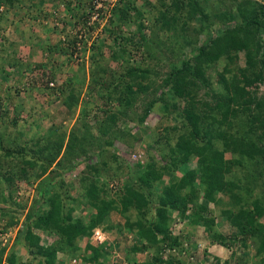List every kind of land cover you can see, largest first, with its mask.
Masks as SVG:
<instances>
[{"label":"rangeland","instance_id":"rangeland-1","mask_svg":"<svg viewBox=\"0 0 264 264\" xmlns=\"http://www.w3.org/2000/svg\"><path fill=\"white\" fill-rule=\"evenodd\" d=\"M93 1L19 0L10 6L6 0H0V247L5 248L6 253L12 248L13 237L25 215L34 201L39 199V180L27 177L35 169L24 164L26 160L35 161L38 168V159L42 156L37 146H45L47 142L53 144L59 133H64L65 138L52 169L62 175L46 189L59 193L65 215L70 211L75 219L80 217L78 209L86 206L83 199L86 194L84 177L95 178L100 197L116 201V207L121 210V199L126 188H131L133 193L141 188L137 193L146 196L148 206H128L125 215L132 223L138 220L146 223L152 207L160 204L163 187L173 179L178 181L187 171L197 167L196 159H192L175 171L168 170L169 174L159 184L149 186L143 182V185H138L136 178L147 165L155 164L160 169L169 165L166 159L169 149L174 146L180 133L190 130L181 112L185 102L170 94H166L164 100H157L144 119L143 116L147 105L160 97L165 89L164 80L172 67L190 58L192 50L209 35L220 37L242 21L237 15L241 1L195 0L207 15V24L204 25L198 16L190 19L187 16L188 0H166L168 16L162 14L167 8H161L157 0H104L99 4L106 11L102 21L104 26L97 29L95 24V28L86 30ZM254 1L264 4V0ZM178 6H181V11L175 13L177 17L173 19L171 15ZM230 11L235 12L236 18L220 22L219 14ZM123 13L129 17L123 18ZM164 19L170 22L169 29L162 25ZM83 31L85 37L78 39ZM260 37L264 39V32ZM190 39L195 41L194 47L186 44L185 40ZM29 41L34 42L30 48L32 55H28ZM14 49L17 50L16 54ZM142 69L148 72V78L141 85L148 89L138 93L134 87L133 95L125 96L126 102L121 98L106 99L107 87L116 84L122 74ZM243 69V51L232 52L229 57L223 56L218 62L205 65L203 78H194L193 94L199 101V111L205 108L200 106L202 102L214 105L213 96L221 91V76L230 80ZM127 83L124 82L125 85ZM248 91L250 97L256 100L262 101L264 98L263 84L255 83L248 87ZM69 93L78 98L72 109L63 105V99ZM233 108L235 114L227 120L220 118L221 113H213L208 120L199 122L200 129L206 128L214 136L224 134L235 139L241 152L243 143H254L262 148L264 130L254 118L252 105ZM95 115L98 120H94ZM85 123L89 128L83 126ZM74 137L77 142L72 147ZM82 149L85 153L81 152ZM21 150H26V153H20ZM55 150L54 147L51 149L53 152ZM240 153H225V159L230 161L228 178L238 186L234 195L240 197L242 207L251 208L259 202L264 208V158L256 156L255 160H249L246 154ZM21 167L26 168V175L18 172ZM94 168L97 174H92ZM194 178L196 188H200L199 173ZM184 192L186 190L182 194ZM198 203L207 206L217 225L223 226L226 222L221 218L220 210L225 207L236 210L238 207L233 199L221 196L218 205L208 202L203 196ZM41 207H36L35 211L46 209ZM162 209L172 218V234L189 241L188 247L184 248L187 260L200 264L196 257L201 253H195L189 244L195 243L196 239L207 245L216 243L202 226L193 233L189 232L190 227H197L190 224L196 214L194 207L188 208L184 217L175 208L164 206ZM112 213L113 219H116L112 222L114 229L101 233V243L92 239L96 246L110 248L111 253L114 245L128 246L126 241H131L136 232V229L124 230L126 219L116 212ZM10 220L16 224L7 226ZM256 226L263 229L264 216ZM213 231L222 233V226H216ZM194 233L197 238H191ZM1 235L10 237L4 240ZM224 236L227 237L228 255L229 251L231 254L227 260L220 262L212 259L210 264H224L227 261L232 264H264L256 256L257 243L254 239H248L246 247H243L241 238L244 235L238 230L227 232ZM57 237L55 234L49 241L57 240ZM61 243L66 247V243ZM17 248L23 263L27 264L26 248ZM155 253L160 255L164 252L156 247L148 252V260L149 255ZM203 256L198 259H203Z\"/></svg>","mask_w":264,"mask_h":264},{"label":"trees","instance_id":"trees-1","mask_svg":"<svg viewBox=\"0 0 264 264\" xmlns=\"http://www.w3.org/2000/svg\"><path fill=\"white\" fill-rule=\"evenodd\" d=\"M15 1L6 0L10 6L19 2V0ZM22 1L20 0V2ZM157 1L161 8H167L162 14H167L168 16L169 8L166 5V0ZM240 1L237 15L241 17L242 21L236 23L237 25H235L234 29L225 31L220 37L214 38L209 35L201 45L192 50L190 58L183 59L179 66L172 67L164 80L165 89L160 97L153 99L147 105L143 119L154 107L157 100H164L166 94L183 100L185 106L181 112L190 130L187 133H180L174 146L169 149V156L166 158L169 165L162 167V169L157 168L155 164L147 165L144 171L139 173V177L136 178L138 185L143 182L149 184V186L159 184L164 176L169 174L170 170L175 171L178 166L184 165L192 159H196L197 165L194 170L187 171L178 181L173 179L169 182V185L163 187L160 204L152 207L148 221L145 223L138 220L132 223L128 218L126 219L125 215L128 206H148L146 196L143 193H137L141 188L137 189L135 193H133L134 191L131 188H126L123 194L124 197L121 199V210L116 207V201L100 197L98 183L95 182V178L90 179L88 177L83 179V182H85L84 188H86V194L83 196L84 204L95 211L89 224L86 225L80 218H73L70 211H68L69 214L65 215L64 205L60 200L59 193L46 189V186L62 175L58 170L52 169V164L57 160L65 138L64 133H59L53 144L47 142L45 146H37L38 153L42 156V158L38 159L40 161L38 168L35 161L25 159L26 163L24 165L35 169V172L29 173L27 177L39 180L37 188L39 199L34 201L31 210L25 215V219L19 225L12 248L6 253L5 248L0 247V264H25L17 253L18 246L26 248L29 259L27 264H54L58 251L70 249V245L72 246L73 242L81 236L91 238L94 230L103 224L112 212H116L125 218V228L128 230L136 229L135 235L143 241L141 245L132 247L131 253L149 252L156 247H159L163 252L173 248L178 249L179 238L173 235L170 230L172 218L167 214L166 210L162 209L164 206L177 209L181 217H184L188 208L193 206L196 214L191 218L190 224L202 226L210 233L216 244L227 248V237L213 231L217 223L215 217L212 216V211L208 210L207 206L198 203L201 196L214 205L219 204L220 196L234 200L235 205H238L237 209L225 207L220 210V216L229 225L236 227L240 234L244 235L241 238L243 247H246L248 239L256 241V256L261 258V263H264V227H262L263 229H257L256 226L258 220L264 216V208L260 206L259 202L254 203L251 208L242 207L240 197L234 195L238 186L228 178L230 161L225 159V153L228 151L240 153V148L237 145L238 141L224 134H215L214 136L206 128L200 129L199 127L201 125L199 122L208 120L211 115H214L213 113H221L220 118L227 120V118L235 114L233 107L252 105L255 113L254 118L259 121V125L264 130V98L262 101L256 100L253 96L250 97L248 91V87L253 86L255 83L264 85V39L260 37L261 32H264V4L254 0ZM188 9L187 16L189 19L198 16L204 25L207 24V15L195 0H188ZM180 11L181 6H178L171 17L175 19L177 17L175 13L178 14ZM137 15H139V12ZM126 16L127 13H123V18ZM235 16V12L230 11L219 14L218 19L220 22H226L235 19ZM162 25L167 27V29L171 26L170 22L168 23L165 19L162 21ZM240 33L242 34L241 36L239 35ZM185 42L193 46L195 41L190 39L185 40ZM30 43L29 55H32L33 50L30 48L34 45V42ZM239 51H243L245 54V69L240 74L231 77L230 80H226L221 76V91L213 96L214 105L202 102L200 106L205 108H203V111H199L201 110L198 108L199 101L193 94V90H195L194 78H203L204 72L202 69L205 65H212L218 62L221 57H229L232 52L237 53ZM14 53L16 54L17 50L14 49ZM147 78L148 72L145 69L130 70L122 74L121 78L116 80V84L107 87V94L104 96L107 100L121 98L122 101L125 100L126 102L127 98L125 96L133 95L134 87L138 93L148 89L146 85V89L141 85V82ZM124 82H128L127 85ZM122 83L124 87L121 89ZM76 102H78V98L72 93H69L63 99V105L67 109L74 108ZM93 118L98 120L97 115L93 116ZM83 126L86 129L89 128L86 123ZM261 140L264 141V136ZM76 142L74 137L72 147H75ZM242 146L243 151L240 154H246L249 160H255L256 156L264 158V146L259 148L254 143H243ZM53 147L56 148L54 152L51 151ZM81 152L85 153V150L82 149ZM20 153H26V150H21ZM18 172L23 175L27 174L25 167L18 168ZM91 172L92 174L93 172L95 173L96 169L94 168ZM197 173H199L200 180L198 184L201 186L200 188H196L197 183L193 180ZM185 190V194H182ZM126 193L128 194L127 196H125ZM9 199L11 200V197ZM73 201L77 202L76 200ZM40 205L46 209L35 211L36 207L40 208ZM14 223L15 221L10 220L7 226H12ZM39 230L48 234L49 238L55 234L58 235L57 240L51 241L48 245H41V239L36 233ZM62 241L67 244L66 247L63 246ZM86 249L92 253L93 257L89 259L91 263L100 258L99 249L92 247L90 244L86 246ZM167 253L170 252L168 251ZM161 254L164 253H160V255L155 253L148 262L142 264H171L172 260L166 261ZM131 264H136V262ZM224 264H227V262Z\"/></svg>","mask_w":264,"mask_h":264},{"label":"crops","instance_id":"crops-1","mask_svg":"<svg viewBox=\"0 0 264 264\" xmlns=\"http://www.w3.org/2000/svg\"><path fill=\"white\" fill-rule=\"evenodd\" d=\"M78 210L80 212L79 218L82 219L86 225H88L95 211L88 206H82ZM113 217H114V213H111L108 219L103 224L98 226L95 230H97L100 233L102 232L106 233V229L110 231L111 229H114V225L112 222L116 219H113ZM221 226H222V233H221L222 235L227 234V232L229 233L235 232L236 230V227H232L227 222H226V225L224 226L222 224L217 225V227H221ZM196 228H199V226L194 227L193 229L190 227L189 230L191 231L189 232L193 233ZM124 230H126V228ZM36 233L40 237L42 245H48L49 244L48 242L51 243L52 240L49 241L48 234H45L44 232L40 230L36 231ZM132 236L133 238L131 241H126L127 242L126 245L128 246L123 247L122 244L114 245L112 247L114 250L112 253L110 252V248L109 250L107 249V246L99 247L93 244L92 242L93 238H87V237L81 236L73 242L72 246L70 245V249H64L62 251L57 252L56 260L54 264H131L134 262H136V264L146 263L148 260V252L137 253V254L131 253L132 247L137 246V245L139 246L143 242L141 239L135 236V234H133ZM194 236H195V233L191 235V238H193ZM179 239L180 241H185L189 243L187 239L183 240V238L181 237ZM194 241L195 243L189 244L190 245L189 248L195 251V253L197 252L201 253V256L204 255L202 257L203 259H198L201 256H199L198 258L196 257L197 261L200 260L199 261L200 264H210L212 259H214L215 261L217 260L221 262V261L227 260L231 254V252L229 251V255H228V250L218 244L207 245V243L203 241L201 242L198 239ZM89 244H92L95 248L100 250V258L97 260H94V262L92 263L89 261V259L93 257L92 253L87 251L86 249V246ZM183 247H186V246L182 244L179 246L178 249L176 250L174 249L176 252L173 253V258L170 257L171 259L168 258L170 256L169 253L161 254V256L166 261L172 260L171 264H197L195 262L190 263V260H187V256H186V253L184 252ZM187 247H188V244H187ZM117 249H119L120 251H117ZM168 251L174 252L173 250H168ZM205 252L208 255L204 254ZM149 257L151 259V257L153 256L150 254ZM116 258H119L118 261H116Z\"/></svg>","mask_w":264,"mask_h":264},{"label":"built area","instance_id":"built-area-1","mask_svg":"<svg viewBox=\"0 0 264 264\" xmlns=\"http://www.w3.org/2000/svg\"><path fill=\"white\" fill-rule=\"evenodd\" d=\"M103 1L104 0H94L93 2H92V5H91V10L88 12V17H87V21H86V26L87 27H85V29L86 28H89V29H91L92 27L93 28H95V24H96V28L98 29H101L103 26H104V24H102V21H103V19H104V14H105V12L106 11H103V10H105L101 5H99L100 3H103ZM103 8V9H102ZM106 8V7H105ZM102 9V10H101ZM108 15L106 14V18L108 19ZM87 30V29H86ZM85 35V33H84V31L83 32H81L80 33V36H78V39H81V37L82 36H84ZM85 37V36H84ZM50 85L52 86V83H50ZM9 234H11V233H9ZM15 235H16V233H15ZM4 236V237H3ZM1 235V239H7L8 237H10V236H8V235ZM100 236H101V233L100 232H98V231H95L94 232V236H93V239L95 240V241H101V238H100ZM13 241H14V237H13ZM5 243H7V240H6V242ZM5 245V244H4ZM228 264H232V263H228Z\"/></svg>","mask_w":264,"mask_h":264},{"label":"clouds","instance_id":"clouds-1","mask_svg":"<svg viewBox=\"0 0 264 264\" xmlns=\"http://www.w3.org/2000/svg\"><path fill=\"white\" fill-rule=\"evenodd\" d=\"M95 231H97V230H94V232H95ZM93 236H94V233H93V235H92L91 238H93ZM176 237H177V236H176ZM98 242H99V241H98ZM101 242H102V241H100V243H101ZM93 244H94V243H93ZM182 244H183L184 246L187 247V244H188V243H187V242L180 241V239H179V246L182 245ZM90 245H91L92 247H94L92 244H90ZM184 248H185V247H183V249H184ZM174 249L176 250V248H173L172 250H173L174 252H170V253H169L170 256H169L168 258H170V257L173 258V253L176 252ZM167 252H168V251H166V252H164V253L167 254ZM228 263H229V262L227 261V264H228ZM222 264H223V263H222Z\"/></svg>","mask_w":264,"mask_h":264}]
</instances>
